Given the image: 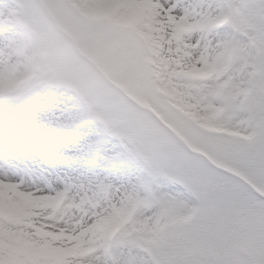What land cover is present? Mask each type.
<instances>
[{
  "label": "snow or ice",
  "instance_id": "6c2138e0",
  "mask_svg": "<svg viewBox=\"0 0 264 264\" xmlns=\"http://www.w3.org/2000/svg\"><path fill=\"white\" fill-rule=\"evenodd\" d=\"M0 264H264V0H0Z\"/></svg>",
  "mask_w": 264,
  "mask_h": 264
}]
</instances>
